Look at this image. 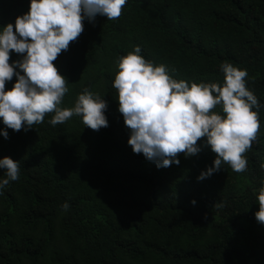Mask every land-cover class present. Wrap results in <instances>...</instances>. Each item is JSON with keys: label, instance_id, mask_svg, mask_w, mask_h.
Wrapping results in <instances>:
<instances>
[{"label": "trees", "instance_id": "16d2710c", "mask_svg": "<svg viewBox=\"0 0 264 264\" xmlns=\"http://www.w3.org/2000/svg\"><path fill=\"white\" fill-rule=\"evenodd\" d=\"M30 3L0 0V32ZM83 23L54 61L68 87L59 107L74 108L87 89L107 101L109 126L93 131L76 115L53 126L51 113L15 132L0 120L9 133L0 135V159L20 166L19 179L0 189V264H264V225L255 218L264 188V0H127L119 19ZM137 46L189 86H223L224 62L247 71L261 127L245 172L222 163L198 180L216 159L206 137L178 166L158 169L133 152L113 84L120 59ZM212 111L226 118L221 105Z\"/></svg>", "mask_w": 264, "mask_h": 264}, {"label": "clouds", "instance_id": "9594fccd", "mask_svg": "<svg viewBox=\"0 0 264 264\" xmlns=\"http://www.w3.org/2000/svg\"><path fill=\"white\" fill-rule=\"evenodd\" d=\"M127 0H31L27 14L17 17L0 32V120L6 129L20 132L42 124L45 116L54 113L51 125L63 124L74 115L93 131L107 128L108 104L104 99L85 91L78 96L74 108L59 105L68 92L67 79L55 66L59 55L69 50L84 32V20L94 22L97 16L119 19ZM23 56L10 63V53ZM135 47L120 59L113 87L118 90L119 112L130 129L128 144L135 154H143L158 169L179 165L178 156L198 155L206 145L216 155L214 166L201 173L202 181L221 171L222 163L242 173L247 170L245 154L258 139L260 102L246 85V70L231 63L221 64L225 73L223 86L217 83L179 82L169 75L163 64L154 66ZM26 54V55H25ZM19 69V71H17ZM23 73V75L21 74ZM17 78L11 90L6 83ZM222 106L226 118L212 110ZM253 108L256 111H253ZM4 139L6 130L0 131ZM264 167V165H262ZM6 179L0 189L20 175L19 162L10 157L0 159ZM258 223L264 225V188L257 196ZM193 204L196 202L193 201ZM70 205L65 202L63 210Z\"/></svg>", "mask_w": 264, "mask_h": 264}]
</instances>
